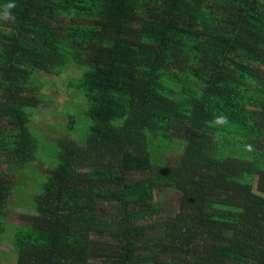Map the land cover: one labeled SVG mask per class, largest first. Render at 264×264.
I'll use <instances>...</instances> for the list:
<instances>
[{
	"label": "trees",
	"instance_id": "1",
	"mask_svg": "<svg viewBox=\"0 0 264 264\" xmlns=\"http://www.w3.org/2000/svg\"><path fill=\"white\" fill-rule=\"evenodd\" d=\"M14 2L0 21V264H264V0ZM71 70L87 127L76 139L66 113L50 139L42 78ZM42 161L22 202L10 170ZM162 189L180 193L170 215Z\"/></svg>",
	"mask_w": 264,
	"mask_h": 264
},
{
	"label": "rangeland",
	"instance_id": "2",
	"mask_svg": "<svg viewBox=\"0 0 264 264\" xmlns=\"http://www.w3.org/2000/svg\"><path fill=\"white\" fill-rule=\"evenodd\" d=\"M82 73V72H81ZM79 75V72L72 70L67 72L65 75H63L61 78H56L55 76H49L44 75L42 79L47 80L46 82H43L42 92L47 94V101H46V109H48L50 112H40V110H37L38 112L35 115V121L38 123V129L41 131L48 130L49 132H46L44 134L48 138L57 137L59 135V131L62 129V125L67 123V118L64 116L66 113H71L74 116H76V127L73 132L70 134H73V136L76 139L81 140L84 136L85 129L87 127V121H85L82 110L85 108L84 106L76 105V103L80 102L81 96L78 97L76 95H73L67 90V78H72ZM81 75V74H80ZM36 76V75H35ZM41 79V80H42ZM74 92V91H73ZM77 93V92H74ZM80 94V93H79ZM60 111V114L58 112ZM85 124V127L82 128V125ZM45 125H49V127L46 128ZM31 130L32 129L31 125ZM78 140V141H79ZM47 154H44L46 156ZM50 157H48L47 161L53 162V156L51 154H48ZM42 156V155H41ZM40 156V157H41ZM175 155H170L168 158L173 159ZM48 165L42 162H34L32 164H29L27 166H24L23 168H20L18 171L16 170H10L11 172H16L17 177L15 178L16 181L20 183V185H24L26 191L23 193L21 192L22 198L21 201L31 202V199H29V195L33 193L32 192L37 188L39 185V181L43 179L41 176V173H44V170L46 169ZM7 165L4 163L1 165L0 170H5ZM39 178V179H38ZM33 195H36L33 194ZM179 198L180 193L173 189H162L159 193H156L155 201L159 204L161 209V215H170L173 212H175L178 208L179 204ZM19 208V207H18ZM18 208H9L8 213V223L10 225L17 224L19 222L18 215L20 213V209ZM4 246V248H3ZM1 246L0 245V260H2L3 257V251H5L8 255L12 257L10 245L5 242V244ZM4 261L6 262H12L11 258L8 256H5Z\"/></svg>",
	"mask_w": 264,
	"mask_h": 264
},
{
	"label": "clouds",
	"instance_id": "3",
	"mask_svg": "<svg viewBox=\"0 0 264 264\" xmlns=\"http://www.w3.org/2000/svg\"><path fill=\"white\" fill-rule=\"evenodd\" d=\"M16 3L14 0H9L8 3L0 6V21L14 23L16 21V16L13 13V9L16 8ZM213 127L220 128L229 124L228 117L224 114H218L214 116L213 120L210 122ZM214 139L219 141L220 137L217 134ZM245 150L248 152L254 151V146L252 144L245 145Z\"/></svg>",
	"mask_w": 264,
	"mask_h": 264
}]
</instances>
